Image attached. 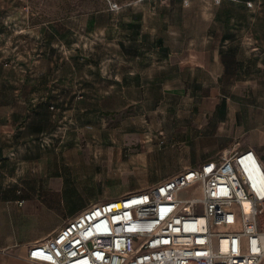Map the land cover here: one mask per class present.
Wrapping results in <instances>:
<instances>
[{
  "label": "crops",
  "instance_id": "crops-1",
  "mask_svg": "<svg viewBox=\"0 0 264 264\" xmlns=\"http://www.w3.org/2000/svg\"><path fill=\"white\" fill-rule=\"evenodd\" d=\"M221 4L236 10L221 15L234 33L222 45L99 61L90 80L57 95L71 110L46 108L49 125L28 131L27 157L0 156V264H33L29 248L87 208L189 167L247 150L264 166V0ZM62 112L77 123H55ZM160 131L166 146L147 144ZM21 176L32 182L23 190Z\"/></svg>",
  "mask_w": 264,
  "mask_h": 264
},
{
  "label": "rangeland",
  "instance_id": "rangeland-1",
  "mask_svg": "<svg viewBox=\"0 0 264 264\" xmlns=\"http://www.w3.org/2000/svg\"><path fill=\"white\" fill-rule=\"evenodd\" d=\"M227 11L236 10L221 0H0V156L27 157L28 131L49 125L46 108L71 110L57 95L90 80L97 62L126 56L138 65L157 48L184 56L218 47L234 34L221 19ZM56 119L77 123L70 112ZM162 136L148 132L147 144L164 148ZM30 183L21 176V190Z\"/></svg>",
  "mask_w": 264,
  "mask_h": 264
},
{
  "label": "built area",
  "instance_id": "built-area-1",
  "mask_svg": "<svg viewBox=\"0 0 264 264\" xmlns=\"http://www.w3.org/2000/svg\"><path fill=\"white\" fill-rule=\"evenodd\" d=\"M27 257L33 264H264V166L247 150L189 167L87 208Z\"/></svg>",
  "mask_w": 264,
  "mask_h": 264
}]
</instances>
